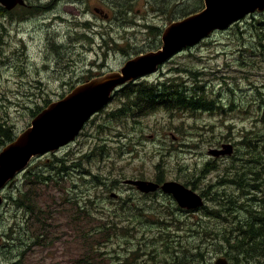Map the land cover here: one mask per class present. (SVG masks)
Returning a JSON list of instances; mask_svg holds the SVG:
<instances>
[{"label": "rangeland", "instance_id": "obj_1", "mask_svg": "<svg viewBox=\"0 0 264 264\" xmlns=\"http://www.w3.org/2000/svg\"><path fill=\"white\" fill-rule=\"evenodd\" d=\"M114 1L83 0L81 8L87 7L91 12L79 22L93 21L88 28L92 36V46L89 43L88 49L94 52L83 54L78 61L79 52L87 50H77L74 58L78 65L72 75L68 74L64 63L56 66L52 63L44 68L41 62L43 55L40 56L43 46L39 43L43 31L39 29L41 24L38 22L21 26L20 32L16 34L14 31L11 39L12 24L0 5L3 26L0 28V122L6 121L16 136L30 127L32 112L37 111L38 105L46 108L45 100L53 102L62 99V95L71 91L70 85L78 84L81 73L87 77L90 73L107 75L113 70H120L132 57L157 49L161 36L152 34L146 25L164 29L168 23L204 9V0H168L174 10H170L166 2L158 3L159 0H118L131 8L130 16L127 15L125 20L131 17L134 24L124 28V20L112 14ZM95 8L108 14L110 11L111 20L96 15ZM262 16L257 18L263 20ZM247 19L176 55L158 72L148 76L146 81L140 79L135 82L156 85L153 92L146 93L139 101H144L148 94H154L156 100H168L170 95L182 89V85L191 87L197 82L204 86L208 100L219 96V109L180 112L157 109L143 115L135 106H127L130 110L128 116L112 119L109 114L117 108H124L122 104L120 106L119 99L129 89L123 93L120 90L115 100L88 121L73 144L36 158L32 165L40 166L34 168V173H42L47 178L45 184L34 183L36 178L32 177V185L25 187L26 170L19 175L16 187L2 193L5 202L0 208V264H95L94 259H97V264H180L194 257L196 249L207 253L206 264H215L219 258L226 259L224 254L228 248L223 246L224 242L214 244L205 240L212 232L222 234L219 237L226 239L227 233L224 232L232 228L226 224L220 227L214 210L233 207L242 218L251 215L243 210L239 212L248 208L249 204L264 210V152L260 150V143L255 147L257 135H264L261 97V93L264 94V48L249 44L256 36L251 34V29L259 27L260 22H255L252 17ZM80 34L81 30L77 29L79 39ZM101 35L106 40L115 38L119 44L110 42L106 49H98ZM21 39L29 46V52L23 48ZM55 75L59 78L55 79ZM72 76L73 80H70ZM167 78L174 79V82L161 84L167 82ZM63 80L74 83L66 86ZM4 141L0 139V151ZM228 144L233 145L235 156L233 161L220 162L221 179L232 181L249 170L241 166H252L253 194L246 193V179L240 177L237 186L229 187L219 195L223 205L214 201L216 194L210 195L204 199V207H211L213 211L203 213V225H198L201 221L198 216L196 219L193 214L180 218L179 213L177 216L184 225H171L168 220L174 205L171 199L142 195L135 187L123 182L141 177L161 183L178 181L200 194L196 186L209 178L208 174H203L207 167L201 168V163H207V158L219 162L220 158L212 157L209 152L223 149ZM260 153L263 156H259ZM86 154V158L82 157ZM55 155L68 166L65 172L58 174L43 165ZM78 164L81 166H75ZM261 174L262 181H259ZM95 176H99L100 180ZM119 181L121 184H118ZM211 186V182L204 183L201 190ZM24 191L26 198L22 202L20 195ZM233 196L235 201L231 200ZM17 198L18 205L15 204ZM67 199L80 200L85 211L91 213L93 222L77 229L78 225L72 219L77 210ZM27 207L34 214L27 212ZM202 208L194 211H201ZM96 210L104 212L105 222L117 226V231L104 240H97L102 238L91 234L97 224L94 216L101 217L100 213H95ZM25 212L28 216L25 230L15 232ZM233 212L225 211L223 215L229 216ZM259 218L264 223V218ZM6 232L10 234L5 237ZM84 235L96 238L91 246L85 244ZM218 235L212 234L214 239ZM258 240L259 237H255L252 242ZM98 245H107V254L96 253L98 256L95 257L92 246ZM23 250L22 257H16ZM189 250L192 251L187 252Z\"/></svg>", "mask_w": 264, "mask_h": 264}, {"label": "water", "instance_id": "obj_2", "mask_svg": "<svg viewBox=\"0 0 264 264\" xmlns=\"http://www.w3.org/2000/svg\"><path fill=\"white\" fill-rule=\"evenodd\" d=\"M18 3L22 4V0H0L7 10ZM204 3V10L174 22L164 30L160 50L131 59L121 72L88 82L63 100L51 103L32 120L31 127L4 147L0 153V208L4 204L2 192L16 184L17 177L30 163L74 142L85 124L109 104L111 94L118 86L154 73L160 65L184 49L198 45L215 31L227 30L257 11L264 12V0H205ZM233 152V145L228 144L222 150H211L210 154L214 157L232 156ZM125 183L144 193L160 188L157 183L143 180H127ZM161 189L182 208L196 209L203 205L200 196L178 182H166ZM215 264L228 262L219 259Z\"/></svg>", "mask_w": 264, "mask_h": 264}, {"label": "trees", "instance_id": "obj_3", "mask_svg": "<svg viewBox=\"0 0 264 264\" xmlns=\"http://www.w3.org/2000/svg\"><path fill=\"white\" fill-rule=\"evenodd\" d=\"M160 2L165 3L166 0H159L158 3ZM127 6L129 5L121 4L119 3L118 0H115L111 8L114 14L116 15L118 12H121L120 11L121 7H123L122 13L127 12ZM174 9L175 8H173V10ZM259 18L257 17L253 18L255 22H260V23H259V27H256L253 30L251 29V34L256 35V36H253L251 43L249 44L251 46H255L254 44H257L259 47L264 48V17L262 16L263 20H260ZM247 20L248 19H246L245 21ZM151 33L156 36H161L160 30L156 28L152 29ZM188 72H191V71H188ZM193 74L196 75V73H193ZM173 82H174V79L173 80L171 79V80H168L167 82H164L163 85L173 83ZM181 87L182 89L170 95L168 100H159V99L156 100L154 94H151V95L148 94L146 95V98L144 99V101H139L141 98H143V95H145L146 93L153 92L156 89V85L149 86L146 83H140V84L135 83V84L127 85L121 89V92L123 93L125 89H129V90H127L125 94L121 96V98L119 99L120 106L122 104L124 108L120 107V108L113 110L109 114V117L112 119H118L123 116H128L127 112L130 110L126 108L127 106H135L138 109L139 113H143V115H146L148 111L154 112L157 109L159 110L166 109V110H171L174 112H180V111H185V110L186 111H197V110H203V111L210 110L211 111V110L219 109L218 107L219 105L217 101L219 99V96L216 95L211 100H208L207 93H205L203 85H200L196 82L194 86L188 87V86L182 85ZM157 91H159V89H157ZM119 92L120 91L116 92L113 100H115ZM261 97H262L263 104H264V94L261 93ZM50 103L51 101H48V100H45L44 102L46 106L49 105ZM215 104H217V106ZM43 109L44 107L38 105L37 111L32 112V117L35 118ZM6 124H7L6 121L0 122V139L5 140L4 142H1V144L4 145V147H6L8 144H11L17 137L12 132V129L8 127ZM259 143L261 144L260 150L264 152V135H259V134L257 135V138L255 140L256 148ZM87 156L88 155L86 154V155H83L82 157L86 158ZM259 156H263V154L260 153ZM59 164L61 166H59ZM43 165L50 167L53 172H56L58 174L63 173L68 169V166L64 163V161L62 159H59L56 155L53 156L51 160H49L48 164L43 163ZM37 166H40V164H34L28 168L25 187L27 186V184L32 185V182L30 181L32 177L36 178L35 179L36 181L34 183L37 182L39 184H45L44 180H47V178L40 172L39 174L34 173V168H36ZM75 166L80 167L81 164H78ZM86 172L89 173V171L87 170ZM204 174L205 175L208 174L207 169H205ZM198 177L195 179H198ZM95 178L100 180L99 176H95ZM259 181H262V174H261ZM55 182L57 181L55 180ZM100 184H104V183L100 181ZM118 184H121L120 181L118 182ZM262 192L264 193V188ZM20 196L22 197V202H23V200L26 198V191H24ZM32 197H34V195ZM231 200L235 201V197L233 196ZM67 201L72 202V205H74L77 210L76 213L72 216V219H75V222L78 225L77 229L84 227L83 224H86L87 222H93L91 218V213L89 211H85V208L84 206L81 205L80 200L67 199ZM214 201L222 205L224 204L222 197H220L218 194L215 195ZM18 202H19V198L15 199L16 205H18ZM22 202H20V204H22ZM248 206H249L248 208L241 209L239 210V212L243 210L244 212L246 211L250 213L251 215L245 218H242L240 216L241 213H238L237 223H235V225L232 226L231 229H228V231L224 232V234L227 233V236L225 237L226 239L222 241V243L224 242L225 245L223 246L228 248L224 256L229 261V263L234 262L236 264H259V263L264 264V223H262L263 220L259 218V217L264 218V210L257 209L255 206H253V204H249ZM27 212H30L31 215L34 214L30 207H27ZM95 213H100L101 217H98L96 215L94 216L95 223L97 224H95L93 233L91 232V234L92 236L94 235L95 237L102 238V239H97V240H104L107 237H109L113 231H117V226L116 224L111 225V223H107L104 221L105 220L104 212L100 210H96ZM211 214H215V213L212 212ZM23 217H24L23 220H21L18 223V228L15 229V232H20L21 230H25V225L28 219L26 212L24 213ZM36 218H37V214H36L35 219ZM256 222H260V224H254ZM46 228L48 227L46 226ZM12 231L13 230H11V232ZM9 234L10 233L6 232L5 237L8 236ZM212 234L214 235H218V234H215L214 232H212L210 237H208L214 240V237L212 236ZM255 237L256 238L259 237V240L252 242L255 239ZM83 239L86 245L91 246L93 239H96V238H93V239L86 238V236L84 235ZM108 242H111V241H108ZM105 247H107V245H98L97 247L92 246V252L95 253L94 256L97 257L98 256L97 254L99 255L107 254L108 251L105 250ZM190 251L192 250H189L187 252H190ZM199 251H200L199 249H196L194 257L189 258L187 263H180V264H206L207 253L199 252ZM24 252L25 250H23L22 252L20 251V253L16 257L18 258L22 257ZM94 261H95V264H97L98 262L97 259H94ZM86 262H90V260H87Z\"/></svg>", "mask_w": 264, "mask_h": 264}, {"label": "flooded vegetation", "instance_id": "obj_4", "mask_svg": "<svg viewBox=\"0 0 264 264\" xmlns=\"http://www.w3.org/2000/svg\"><path fill=\"white\" fill-rule=\"evenodd\" d=\"M87 1H89V0H87ZM100 1L110 2L112 0H100ZM166 4H168V7L170 10H173V7H172V5L170 6V3L168 0L166 1ZM81 6H83V0H22V4L18 3L16 7L8 9L6 11V16H7V18L10 19V23L12 24L9 36H11V39H12L13 32L15 31L16 34L19 33L21 26L30 25V24H34L35 22H38V24H41L39 29H41V31H43V38L39 43L43 46V49H41V51H40V56L43 55L41 62L43 64L44 68L47 69V67L50 66V64H52V63L55 64V66L60 64V63H64L66 65V67H68V74L72 75V71L78 65V61H81V59L83 58V56H84L83 54H88V53L92 54L94 52L93 50L90 51L88 49L89 43L91 44L90 46H92V36L90 35L88 28L93 23V21L90 19H87L85 21V23L79 22V19L81 20L82 17L87 16L91 12V10L87 7L81 8ZM122 8L123 7L120 8L121 12H118L116 15L114 14V12L112 11V8H111L112 14L114 17L119 15V17H121L124 20V23H125L124 28H130L133 26L134 22L130 20L131 17H128L129 18L128 21L125 19L127 18V15L129 14L131 8L129 6H127V12H125V13H122ZM108 12H109V14L106 13L103 9H100V8L94 9V13L96 15H99L106 20H111V17H112L111 12L110 11H108ZM260 15H263V17H264V12H255V13L247 16V18L248 17H252V18L260 17ZM128 16H130V15H128ZM247 18H245L243 20H246ZM240 22H242V21H239L236 24H239ZM170 23H172V22H170ZM170 23H168V25ZM15 24H17L16 29L14 28ZM2 27L3 26L0 22V28H2ZM36 28L38 29V27H36ZM146 28L149 29L150 31H152V29H154V28L159 29L161 32V36L163 35L164 30H165V28L160 29L155 25H146ZM77 29L81 30V32H82V34H80L81 35L80 39L77 36ZM158 37H160V36H158ZM101 40H102V42L97 44V48L102 49V50L106 49V47L110 44V42L115 43L117 45L119 44L115 38H112L111 40H106L104 38V35H101ZM21 41H22L21 43L23 45V48L25 50H27V52H29V46H26L23 39H21ZM160 46H161V44L157 47V49L149 50V51H146L143 53H148L150 51H157L160 48ZM78 49H83V50H87V51L83 52L81 50L79 52L80 59H78V61H77V59L74 58V54L77 52ZM127 56H129V55H127ZM120 70H113L112 72H118ZM80 75H81L80 79L77 80L78 84L75 86H74V84L70 85V83H74V82L63 80V82H62L63 84H66V86H68V85L71 86V88H70L71 91L66 93L65 95H62L64 97L62 99L57 100V101L63 100L66 96L71 94L75 88L82 86V85H85L86 83L91 82L93 80L101 79V78H103L109 74L103 75V76H96L97 74L94 75L93 73H90V75H89L90 77H87L82 73ZM53 77L55 79L59 78L58 75H55ZM72 78H73V76L71 77L70 80H73ZM168 80H171V78L166 79V81H168ZM163 83L164 82H162V84ZM48 101H51V100H48ZM207 159H208V160H206L207 163H203L204 162L203 161L200 166H201V168H202V166H206L207 167V173L209 175V178H207V180L204 181V183L211 182V184L213 186L207 188L204 191L201 190V186L204 183H202L199 186H196V189H198L200 191L199 195L201 196L202 199H206L210 195H213V194H218L221 196L222 193L226 192L227 188L237 186V180L240 177H245V179H246V182H247L246 193L249 195L253 194L252 189L254 188V186L251 184L252 176H253V167L252 166H247V165L241 166L244 168H249L247 173L242 174V175H238L237 177L233 178L232 181H228L225 179H221V175H220L219 170H221L222 165L220 162L221 161H233L234 156L231 158L221 157L219 162L216 161V159H210V158H207ZM204 171H203V174H204ZM164 177L166 178V175H164ZM134 180L149 181V180H145L143 177H141L139 179H134ZM149 182H154V183L159 184L160 189H158L155 192H150V193H144V192H141L140 190H138L136 188L135 189L139 193H141L142 195H151V196L154 195V196H160L162 198H167L169 200L171 199L172 204H174L171 207L172 214L168 216V220L170 221L171 225H175V226H179V227L184 225L183 221L178 218L177 213H179L180 218L187 217V216L190 217V215L193 214L194 218L196 219V217L198 216L199 219L201 220L198 223V225H203V220H204V215H205V214L203 215V213H209V212L213 211L210 209L211 207H208V206L203 207L201 209V211H198V212H196L194 210L182 209L181 207H179L176 200L171 195L165 193L161 189L162 185L165 182L164 183H161L160 181H149ZM129 186H131V185H129ZM131 187H133V186H131ZM12 188H9V189H12ZM248 189H250V190L248 191ZM253 196H255V195H253ZM256 198H257V196H256ZM204 209H206V211H204ZM229 210L235 211V212H233V214L229 215V216L223 215V212L229 211ZM214 212L216 213L215 217H218L217 218V224L220 227H222L224 224H226V225H228V228H231L232 226L235 225V223H237L238 213H237V210H235V208H233V207H227V206H224L223 208L219 207L216 210H214ZM196 213L198 215H195ZM219 236H222V234H220ZM205 240H207L210 243H214V244H222V241L224 239L222 237H218V238L214 239L213 241L211 238H206ZM219 256H221V255H219Z\"/></svg>", "mask_w": 264, "mask_h": 264}, {"label": "bare ground", "instance_id": "obj_5", "mask_svg": "<svg viewBox=\"0 0 264 264\" xmlns=\"http://www.w3.org/2000/svg\"><path fill=\"white\" fill-rule=\"evenodd\" d=\"M202 202H203V205L201 206V207H199V208H202V207H204L205 206V201H204V199H202ZM198 208V209H199ZM227 260V259H226ZM228 261V260H227ZM229 262V261H228Z\"/></svg>", "mask_w": 264, "mask_h": 264}]
</instances>
